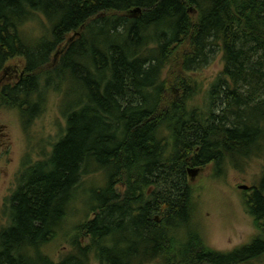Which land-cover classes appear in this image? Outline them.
Instances as JSON below:
<instances>
[{
  "label": "trees",
  "instance_id": "1",
  "mask_svg": "<svg viewBox=\"0 0 264 264\" xmlns=\"http://www.w3.org/2000/svg\"><path fill=\"white\" fill-rule=\"evenodd\" d=\"M41 17L47 27L29 38ZM219 52L223 71L197 104L191 74ZM14 60L23 73L0 106L29 136L59 95L65 127L54 142L29 140L1 210L0 264H247L264 254V171L246 200L261 235L227 254L193 228L189 179V169L217 174L264 156V0H0V74ZM91 180L100 185L86 188ZM63 230L71 249L55 261L47 250Z\"/></svg>",
  "mask_w": 264,
  "mask_h": 264
},
{
  "label": "rangeland",
  "instance_id": "2",
  "mask_svg": "<svg viewBox=\"0 0 264 264\" xmlns=\"http://www.w3.org/2000/svg\"><path fill=\"white\" fill-rule=\"evenodd\" d=\"M42 26L47 27L42 17L27 24L26 32L29 38H37ZM6 67V70L0 74V90L3 86L18 81L24 69L22 60L11 61ZM222 71L223 56L219 52L208 66L191 74L201 92L196 98L197 104L206 102L208 90ZM64 127L65 119L60 112L59 95H51L45 112L35 120L29 136L23 131L19 114L0 106V217L6 198L16 188V175L29 150L30 138H34L31 141L35 143L41 140L54 142ZM34 159H37V156ZM263 171L264 156L249 160L243 168L228 166L222 173L216 174L214 165H209L201 168L194 176H189L195 204L192 225L193 228L198 227L201 238L210 250L224 254L231 253L250 245L261 235L254 219L247 211L246 200L251 196L252 188L260 182ZM97 178L99 180V177ZM97 185L100 183L91 180L86 188H96ZM241 186L250 189L241 190ZM79 217L78 212L71 213L70 223H81ZM2 223L0 218V228ZM70 249L63 230L47 251L55 261H58ZM247 264H264V254Z\"/></svg>",
  "mask_w": 264,
  "mask_h": 264
},
{
  "label": "water",
  "instance_id": "3",
  "mask_svg": "<svg viewBox=\"0 0 264 264\" xmlns=\"http://www.w3.org/2000/svg\"><path fill=\"white\" fill-rule=\"evenodd\" d=\"M134 12H135V13H140V9H136ZM199 170H200V169H189V176H194V174H197V172H198ZM240 189H241V190H248L249 187L241 186Z\"/></svg>",
  "mask_w": 264,
  "mask_h": 264
},
{
  "label": "flooded vegetation",
  "instance_id": "4",
  "mask_svg": "<svg viewBox=\"0 0 264 264\" xmlns=\"http://www.w3.org/2000/svg\"><path fill=\"white\" fill-rule=\"evenodd\" d=\"M252 191V190H251ZM238 250H240V249H237V250H235L234 252H236V251H238ZM231 253H233V252H231Z\"/></svg>",
  "mask_w": 264,
  "mask_h": 264
}]
</instances>
